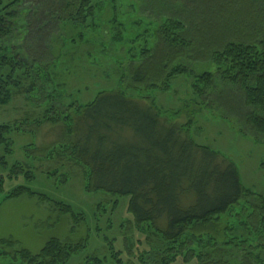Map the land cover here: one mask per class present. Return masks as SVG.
<instances>
[{
	"label": "trees",
	"instance_id": "16d2710c",
	"mask_svg": "<svg viewBox=\"0 0 264 264\" xmlns=\"http://www.w3.org/2000/svg\"><path fill=\"white\" fill-rule=\"evenodd\" d=\"M106 3L15 0L0 10V105H8L15 96L39 101L35 92L45 94L52 86L39 120L0 125V147L11 154L8 135L12 131L32 132L44 123L61 122L63 142L49 147L46 159L60 164L67 158L83 169L86 193L102 191L129 198L131 225L148 247L137 256V264H264V196L245 189L231 162L197 145L190 136L194 114L203 108L220 110L224 119L242 122L249 132L264 135V0H139L140 8L150 7L162 22L155 32L148 26L145 35L127 42L132 61L129 80L133 89L141 86L167 93L173 79L193 77L195 110L185 125L170 121L155 103L129 98L120 90L102 91L92 102L81 104L73 94L54 86L50 69L57 58L53 46L62 43L59 32L67 27L80 29L77 39L85 42L86 34L96 33L95 22ZM129 6L131 12L137 7ZM15 9L27 12L21 26ZM111 11V45H117L125 38L127 13L115 7ZM15 37L17 42L10 45ZM203 65L214 70L194 75L193 69ZM65 99L68 107L62 102ZM0 164L6 167L3 159ZM25 169L15 164L7 179L22 175L32 180L33 174ZM58 175L56 170L47 174ZM60 177L67 182V175ZM4 183L0 176V195ZM23 196L37 197L53 204L55 211L76 217L71 206L28 187H16L6 199ZM242 201L247 213L244 216L242 210L235 219L244 235L236 231L230 235L222 217ZM254 238L260 244H253ZM105 240L111 245L114 264H123L113 244ZM135 243L138 246L139 241ZM5 247L13 250L14 241L0 240V257L10 255L3 251ZM84 247V242L70 246L52 238L37 255L19 250L12 258L21 264H65ZM232 249L243 251V257L231 259ZM85 264L104 262L94 258Z\"/></svg>",
	"mask_w": 264,
	"mask_h": 264
},
{
	"label": "rangeland",
	"instance_id": "374dc122",
	"mask_svg": "<svg viewBox=\"0 0 264 264\" xmlns=\"http://www.w3.org/2000/svg\"><path fill=\"white\" fill-rule=\"evenodd\" d=\"M13 1L15 0H0V10ZM106 2L104 12L98 15L95 22L96 33L88 32L85 42L77 39L76 34L80 29L71 30L67 27L59 32L62 43L53 46L57 58L50 69L54 86H58L65 93L73 94V98L81 104L92 102L102 91L120 90L129 98L155 103V107L170 121L185 125L195 110L191 101L193 77L180 76L173 79L172 89L167 93L147 90L141 86L133 89L129 80L132 61L128 58L130 45L127 42L136 36L145 35L144 31L148 26L152 33L155 32L161 20L152 15L150 7L140 8L139 0ZM129 4L137 6L134 12H131L130 6L127 7ZM112 7L127 13L126 32L122 34L125 38L117 45H111L114 36ZM18 13V25L21 26L27 12ZM149 22L151 24H148ZM134 26L138 27L133 28ZM20 33L26 36L22 28ZM16 38L10 45L17 42ZM72 38L76 40L74 44L71 43ZM138 45L140 43H137L136 47ZM193 70L194 75H200L212 72L214 66H196ZM45 91V94L35 92L34 97L40 98L39 101L30 103L22 96H15L8 105H0V125L14 126L15 123L19 124L26 119L39 120L47 108L48 101H45L44 97L46 93H52V86L47 87ZM213 99L214 96H210V100ZM62 102L68 107L66 99ZM220 112L203 108L194 114L195 123L190 132L191 138L197 145L206 146L231 162L236 167L245 189L264 196V167H261L264 163V135L249 132L242 122L224 119ZM63 134L64 126L61 122L56 125L44 123L37 128L33 127L32 132L12 131L8 135L12 144L11 154H7L3 146L0 147V161L3 159L6 163V167L0 164V176L5 178L3 194L0 195V240H12L15 244L13 250L7 247L3 249L10 252V255L0 257V264H21L19 259L13 260L14 251L27 250L32 255H37L52 238L70 246L84 242L85 247L73 253L65 264H85L94 258L103 260L104 264H114L110 252L111 245H108L105 239H109L113 244L123 264H137V256L148 247L142 234L131 225L133 217L127 211L129 198L113 196L102 191L86 193L83 169L68 162L67 158L60 164L55 162V159L51 162L46 159V150L62 144ZM15 164L31 171L34 178L29 181L19 175L7 179ZM21 170L24 172L22 168ZM54 170L59 175L49 178L48 172ZM63 174L67 175V182L62 180L64 177H60ZM20 186L45 195L54 202L71 206L76 217L55 211L53 204L40 202L37 197L23 196L7 200V193ZM244 207V202H239L229 213L223 215L222 225L227 224L225 227L230 229V235L233 231L244 235L239 220L235 219L236 214H240L242 210L244 212ZM257 239L254 238L253 244L258 245ZM238 240L236 238L235 243ZM136 241H139L138 246ZM242 257L241 250H235L231 254V259L240 260Z\"/></svg>",
	"mask_w": 264,
	"mask_h": 264
}]
</instances>
